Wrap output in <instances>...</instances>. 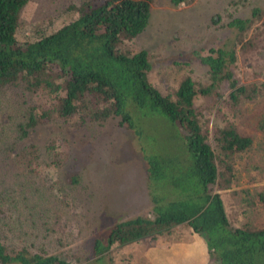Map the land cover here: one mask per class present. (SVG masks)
<instances>
[{
  "label": "trees",
  "instance_id": "obj_1",
  "mask_svg": "<svg viewBox=\"0 0 264 264\" xmlns=\"http://www.w3.org/2000/svg\"><path fill=\"white\" fill-rule=\"evenodd\" d=\"M28 1L0 0V101L5 109L11 107L21 116L16 123L18 137L28 136L34 127L50 120L78 128L109 118L141 135L142 116L155 114L169 121L179 143L167 154L142 153L150 210L115 219L106 233L97 226L88 247L89 262L12 248L0 234V264H116L109 254L112 244L154 239L182 222L204 238L209 264H264V221L233 225L215 188L219 181L230 184L236 180L237 166L252 147L253 136L240 133L229 123L214 129L202 125L196 105L199 93L214 90L222 97L218 87L224 81L232 99L247 90L252 96V86L239 85L234 76L236 48L217 47L198 54L208 65V84L197 87L186 75L164 93L149 77L147 50L121 48L123 40L137 36L146 27L151 0H82L76 16L20 44L16 30ZM190 1L169 0L173 5ZM252 14L259 18L261 12L254 8ZM251 22L241 17L229 22L241 32L239 42L245 43ZM253 87L258 90L259 85ZM58 146L59 140L53 137L47 149L58 156ZM38 149L36 144L27 143L20 150L23 162L31 169L39 165L42 155ZM53 163L59 166L58 160ZM78 176L74 173L72 180L76 182ZM255 188L264 203V184Z\"/></svg>",
  "mask_w": 264,
  "mask_h": 264
},
{
  "label": "rangeland",
  "instance_id": "obj_2",
  "mask_svg": "<svg viewBox=\"0 0 264 264\" xmlns=\"http://www.w3.org/2000/svg\"><path fill=\"white\" fill-rule=\"evenodd\" d=\"M81 2L29 0L20 12L17 41L24 44L55 30L77 15ZM150 4L146 27L123 40L121 48L147 50L149 77L162 92L173 89L186 75L197 87L208 84V65L198 54L217 47L236 48L232 70L239 85L252 86V96L247 90L232 99L224 81L218 87L222 97L214 90L199 93L196 105L202 125L214 129L229 123L240 133L253 136L252 147L237 166L236 180L230 184L219 181L215 188L233 225L263 222L264 203L255 187L264 184V0H192L179 5L151 0ZM254 8L261 12L259 18L253 16ZM234 17L253 21L245 33V43L238 41L239 29L229 24ZM258 85V90L253 87ZM141 119V135L109 118L78 128L50 120L34 127L28 136L18 137L16 123L21 116L11 107L5 109L0 101V234L9 247L89 262L88 247L97 226L106 233L117 218L148 213L142 153L167 154L179 141L164 117L148 114ZM53 137L59 140L58 156L47 149ZM210 140L214 144L212 136ZM27 143L36 144L42 155L34 169L19 155ZM54 159L59 166L54 167ZM74 173L79 174L76 182L72 180ZM115 251L113 255L109 251L113 259H124L120 246Z\"/></svg>",
  "mask_w": 264,
  "mask_h": 264
},
{
  "label": "crops",
  "instance_id": "obj_3",
  "mask_svg": "<svg viewBox=\"0 0 264 264\" xmlns=\"http://www.w3.org/2000/svg\"><path fill=\"white\" fill-rule=\"evenodd\" d=\"M116 246L121 247L120 253L125 256H122L124 259L115 257L116 264H209L204 238L185 222L173 225L156 238H146L141 243H114L110 248L112 255L117 252Z\"/></svg>",
  "mask_w": 264,
  "mask_h": 264
}]
</instances>
